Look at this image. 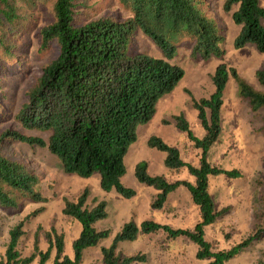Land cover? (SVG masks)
Segmentation results:
<instances>
[{
  "label": "trees",
  "instance_id": "16d2710c",
  "mask_svg": "<svg viewBox=\"0 0 264 264\" xmlns=\"http://www.w3.org/2000/svg\"><path fill=\"white\" fill-rule=\"evenodd\" d=\"M39 1L0 0V49L10 51L8 36L20 27L26 12ZM51 1L54 19L40 28L41 46L47 48L55 43L59 51L42 66L40 77L27 92V101L16 115L25 129L45 133L48 137L11 129L0 134V206L18 208L24 199L48 200L38 187L40 177L22 162L2 153L1 144L5 139L47 147L66 173L82 178L99 174L104 191H116L124 198H132L137 191L122 181L126 174L125 156L137 141L139 125L153 118L159 101L170 94L185 75L181 66L171 62L177 53L176 41L189 37L193 43L192 56L209 59L225 54L222 47L225 37L216 21L207 14L204 0H120L132 13L124 20L109 15L79 20L76 0ZM224 9L232 11L234 23L240 26L234 39L235 48L254 44L264 53V6L259 0H226ZM137 29L153 39L163 57L128 51ZM256 75L264 87V69H259ZM230 78L236 81L238 93L249 101L253 111L264 107V90L246 82L235 67L219 64L212 76L214 91L208 97L193 98L204 135L197 137L193 133L184 114L174 117L177 129L201 149L199 165L185 162L179 148L161 136L153 135L148 140L150 147L166 153L168 169L185 167L194 181H169L164 175H151L145 160L135 167L138 181L158 191L151 202L153 210L164 209L169 195L180 187L187 189L199 208L196 224L182 228L152 218L140 223L130 220L115 234L109 246L101 248L103 264L146 261L144 253L128 255L119 249L122 242L135 241L141 235L163 233L172 241L186 238L196 244L197 259L207 261L206 264H226L263 239L264 227L259 224L252 234L228 249L218 248L206 237L205 228L226 211L216 205L210 192V177L242 176L239 169H224L208 160V152L222 132V107ZM88 197L89 191L84 189L74 199L63 198V214L81 225L79 235L72 242L73 256L65 253V236L56 231L47 232V250L40 249L36 239L33 253L24 256L19 248L24 234V221H21L10 229L0 264H33L36 258L38 264L48 261L80 264L87 249L98 246L111 235L109 229L96 227L98 221L108 216L106 202L90 207ZM40 211L37 209L33 215ZM53 249L55 254L51 260Z\"/></svg>",
  "mask_w": 264,
  "mask_h": 264
},
{
  "label": "rangeland",
  "instance_id": "374dc122",
  "mask_svg": "<svg viewBox=\"0 0 264 264\" xmlns=\"http://www.w3.org/2000/svg\"><path fill=\"white\" fill-rule=\"evenodd\" d=\"M226 0H204L207 14L221 29L225 40L222 47L225 54L209 59L192 56L193 43L183 36L177 42V53L171 60L181 66L185 75L177 87L163 97L153 118L139 125L138 138L126 156V174L123 183L134 188L137 193L132 198H124L116 191L106 192L100 186L99 174L82 178L63 170L59 159L47 147L29 145L14 139H5L1 144L2 153L35 172L40 177L38 185L48 198L46 202L22 200L18 208L0 206V258L5 253L10 229L24 221V234L20 238L19 248L24 256L34 251V242L38 239L40 249L47 250L49 242L47 232L56 231L65 236V253L73 256L72 242L79 235L81 225L63 214L64 197L74 199L84 189H88V204L95 206L100 201L107 204L108 216L96 223L99 230L109 229L110 237L102 240L96 247L85 251L80 264H103L101 248L109 246L113 237L122 226L134 220L137 223L145 219H155L173 227H193L199 219V208L192 201L189 192L180 187L168 197L162 210H153L151 202L157 190L138 181L135 167L138 162L148 163L151 175H164L169 181L187 179L194 181L187 168L168 169L165 165L166 153L148 145L151 136H161L166 142L177 146L182 159L193 165H199L201 149L186 133L175 126L174 117L184 114L193 133L202 137L205 133L193 106V98L208 97L214 91L212 76L221 63L235 67L246 82L258 90L264 87L257 79V71L264 69V53L254 44L235 48L234 39L240 31L232 19V11L224 9ZM79 20L109 15L118 20L129 18L132 13L120 0H76ZM264 6V0H259ZM26 9L27 7L24 6ZM26 19L20 27L8 36L10 51L0 49V134L8 129L24 134L39 135L47 139L48 135L36 130L25 129L16 118L22 105L27 101V92L41 75L42 66L55 58L59 48L51 43L47 48L41 46L40 28L53 21L52 1L41 0L35 8L29 9ZM130 53H147L163 57L162 50L152 38L137 29L129 44ZM264 107L253 111L249 101L238 93L233 78L227 83L222 107V132L219 139L208 152V160L224 169H239L242 176L230 178L227 175L210 177V192L218 209H226L221 217L205 228L207 239L220 249H228L252 234L259 224L264 227ZM41 211L33 215L37 210ZM119 249L128 255L144 253L147 260L135 264H206L207 261L196 257L197 246L186 238L167 240L163 233L141 235L135 241H125ZM53 249L51 260L55 254ZM36 258L33 264H38ZM48 261L46 264H51ZM264 263V237L254 242L238 256L226 264Z\"/></svg>",
  "mask_w": 264,
  "mask_h": 264
}]
</instances>
